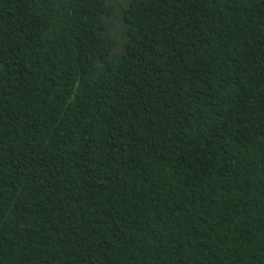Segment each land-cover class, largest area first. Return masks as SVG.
<instances>
[{"label": "trees", "instance_id": "obj_1", "mask_svg": "<svg viewBox=\"0 0 264 264\" xmlns=\"http://www.w3.org/2000/svg\"><path fill=\"white\" fill-rule=\"evenodd\" d=\"M0 264H264V0H0Z\"/></svg>", "mask_w": 264, "mask_h": 264}]
</instances>
